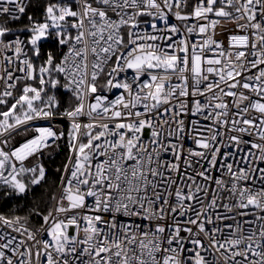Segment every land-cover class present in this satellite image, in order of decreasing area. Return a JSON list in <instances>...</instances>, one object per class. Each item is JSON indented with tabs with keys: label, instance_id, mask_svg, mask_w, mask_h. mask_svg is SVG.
<instances>
[{
	"label": "snow or ice",
	"instance_id": "1",
	"mask_svg": "<svg viewBox=\"0 0 264 264\" xmlns=\"http://www.w3.org/2000/svg\"><path fill=\"white\" fill-rule=\"evenodd\" d=\"M0 264H264V0H0Z\"/></svg>",
	"mask_w": 264,
	"mask_h": 264
},
{
	"label": "trees",
	"instance_id": "2",
	"mask_svg": "<svg viewBox=\"0 0 264 264\" xmlns=\"http://www.w3.org/2000/svg\"><path fill=\"white\" fill-rule=\"evenodd\" d=\"M25 22H26V21H25ZM63 160H64V155H63V154L56 155V156L54 157V159H53L52 161L49 162V164H50V168H51L52 170H54L55 167H56L57 165H59ZM52 179H55V176H53Z\"/></svg>",
	"mask_w": 264,
	"mask_h": 264
}]
</instances>
